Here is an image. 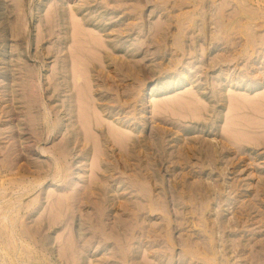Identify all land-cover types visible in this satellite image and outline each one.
I'll list each match as a JSON object with an SVG mask.
<instances>
[{"label": "rangeland", "instance_id": "obj_1", "mask_svg": "<svg viewBox=\"0 0 264 264\" xmlns=\"http://www.w3.org/2000/svg\"><path fill=\"white\" fill-rule=\"evenodd\" d=\"M0 201V264H264V0H0Z\"/></svg>", "mask_w": 264, "mask_h": 264}, {"label": "bare ground", "instance_id": "obj_2", "mask_svg": "<svg viewBox=\"0 0 264 264\" xmlns=\"http://www.w3.org/2000/svg\"><path fill=\"white\" fill-rule=\"evenodd\" d=\"M64 1H65V0H64ZM71 3H72V2H71ZM214 3H215V2H214ZM68 4H69V2H68ZM212 6H214V5L212 4ZM52 7H53V6H52ZM208 7H209V6H208ZM212 8H213V7H212ZM215 9H216V8H215ZM210 10H211V9H210ZM56 12H57V9H56ZM213 12H214V11H213ZM214 13H215V12H214ZM214 15H215V14H214ZM70 16H71V15H70ZM209 16H210V15H208V17H209ZM209 18H210V17H209ZM74 19H75V18H74ZM210 19H211V21H212V18H210ZM207 21H209V20H207ZM213 21H214V20H213ZM78 22H79V20H78ZM75 23H76V22H75ZM75 23H74V21H73V25L76 27ZM85 23H86V22H85ZM76 24H77V23H76ZM78 25H79V24H78ZM74 26H73V29L75 28ZM207 26H208V25H207ZM77 27H79V29H78ZM77 27H76L77 29H76V28L74 29V31L76 32V34H75V37H74V36H73V37H74V39L76 40L77 43H79V44L82 45V46H81V45L78 44V45H76V46H77V47L79 46L78 48H81V47H82V49H85V51L83 50V52H82L80 49L76 51V54H77V56H78V57H77V60H79V57H80V62H81V61L83 62V63H81V64H82L81 66L83 67V65H84V67H83L84 70H81L82 67H81V68L76 67V68H77L76 70L80 69L79 71H83V72H85V73L87 74V73H88V68H87V65H85V64H86V62H87V60H88V57L86 56V54H85L84 52H86V53H87L88 51H89L90 53L93 52L94 48H93V47H90V45L92 46V43H93V42H91L90 40L92 39V41H94V39L96 40V38H95L94 36H90V35H89L88 32H90V29H87V28L85 29V27H83V28L85 29V30H83V28H82L81 26H77ZM80 28H82V29H80ZM88 30H89V31H88ZM85 31H86V32H85ZM87 31H88V32H87ZM75 32H74V33H75ZM72 33H73V32H72ZM74 33H73V34H74ZM91 33H92V32H91ZM89 36L92 37V38L90 39ZM211 36H212V35H211ZM73 37H72V39H73ZM93 38H94V39H93ZM212 38H213V37H212ZM99 39H100V38H99ZM75 40H74L73 44L76 43ZM98 41H99V40H97L96 42H98ZM94 42H95V41H94ZM98 43L100 44L101 42L99 41ZM71 44H72V43H71ZM95 44H96V43H95ZM96 45H97V44H96ZM101 45H102V43H101ZM101 45H100V46H101ZM74 46H75V45H74ZM93 46H95V45L93 44ZM95 47H96V46H95ZM92 48H93V49H92ZM89 49H91V51H90ZM87 50H88V51H87ZM73 52H74V51H73ZM72 54H75V53H72ZM73 56H74V55H73ZM73 56H72V57H73ZM74 57L76 58V56H74ZM73 60L76 61V59H73ZM77 62H78V61H77ZM77 62H76V63H77ZM87 63H88V62H87ZM90 63H91V62H90ZM90 63H89V65H90ZM73 64H75V62H74ZM75 65H76V64H75ZM89 65H88V66H89ZM83 68H82V69H83ZM73 71H74V69H73ZM72 74H74V73H72ZM75 74H76V72H75ZM81 75L83 76V74H81ZM81 75H79V79H80ZM84 75H85V74H84ZM86 76H87V75H86ZM74 78H75V75H74ZM84 78H85V77L83 76V79H82V80H84V83H83V82H82V83H83V84H86V83H87V82H86V81H87L86 79L88 78V76L86 77V79H84ZM104 79H105V78H104ZM76 80H77V78H76ZM85 80H86V81H85ZM74 81H75V80H74ZM88 81H89V80H88ZM85 82H86V83H85ZM75 83H76V82H75ZM77 83H78V82H77ZM82 83H81V84H82ZM107 83H108V82H107ZM81 84H80V85H81ZM78 86H79V84H77V85L75 86V88L78 87ZM78 88H79V87H78ZM81 89H82V87H81ZM77 90L79 91L80 88L77 89ZM78 93H79V92H78ZM78 95H79V94H78ZM239 98H240V97H239ZM79 99H80V98H79ZM85 99H88V98H85ZM179 99H180V98H179ZM80 100H81V99H80ZM125 100H126V99H125ZM242 100H243V99H242ZM78 102H79V101H78ZM81 102H82V101H80L79 103L82 104V105L85 103L84 101H83L84 103H83V102L81 103ZM88 102H89V101H88ZM90 104H91V103H90ZM239 104H240V103H239ZM91 105H92V104H91ZM79 106H81V105H79ZM88 106H89V105H88ZM92 106H93V105H92ZM82 107H83V106H82ZM90 107H91V106H90ZM155 107H156V106H155ZM80 108H81V107H79V109H80ZM93 108H94V107H93ZM83 109H84V108H83ZM83 109L81 108L80 110L83 111ZM86 109H87V108H86ZM94 109H95V108H94ZM169 109H170V108H169ZM189 109H190V108H189ZM87 110H88V109H87ZM92 110H93V109H92ZM84 112H85V109H84ZM88 112H90V111L88 110ZM92 112H94V110H93ZM98 112H99V111H98ZM84 114H86V112H85V113H80L81 117H82V115L84 116ZM96 114H97V113H96ZM102 114H103V113H102ZM170 114H171V112H170ZM80 115H79V116H80ZM86 115H87V114H86ZM85 117H88V116H84V117H82V119H83V118L85 119ZM89 117H90V116H89ZM98 117L100 118L99 115H98ZM98 117H97V118H98ZM84 119H83V120H84ZM92 119H93V117H92ZM239 119H240V118H239ZM94 120H95V123H94V122H93V123H94V125H96V124L98 123V121H96V118H94ZM98 120H99V119H98ZM100 120H101V118H100ZM244 120H245V119H244ZM81 121H82V120H81ZM86 121L89 123V121L87 120V118L85 119V123H87ZM99 122H100V121H99ZM83 123H84V122H83ZM93 123H92V124H93ZM246 123H247V122H246ZM81 124H82V123H81ZM54 125H55V124H54ZM85 125H86V124H85ZM87 125H89V124H87ZM98 125H99V124H98ZM98 125H96V127H97ZM248 125H249V124H248ZM52 127H53V126H52ZM82 127H83V129L85 128V127L83 126V124H82ZM87 127H88V126H87ZM98 127H99V126H98ZM115 127H116V126H115ZM117 127H118V126H117ZM117 127H116V128H117ZM93 128H94V127H93ZM109 128H110V127H109ZM111 128H112V127H111ZM116 128H115V129H116ZM107 129H108V128H107ZM119 129H120V128H119ZM122 129H124V128H122ZM89 130H91L90 127H89ZM113 130H114V129H112V131H111V130L109 131V129H108V132L111 133V132H113ZM116 130H117V129H116ZM121 131L123 132L124 130H121ZM90 132H92V131H90ZM93 132H94V131H93ZM235 132H236V131H235ZM113 133H115V132H113ZM120 133H121V132H120ZM49 134H50V132H49ZM83 134H84V131H83ZM93 134H94V133H93ZM96 134H97V133H96ZM108 134H109V133H108ZM116 134H119V133H117V131H116ZM229 134H230V133H229ZM111 135H113V134L111 133ZM111 135H110V136H111ZM119 135H121V134H119ZM96 136H97V135H96ZM108 136H109V135H108ZM122 136H124V135L122 134ZM241 136H242V135H241ZM105 137H106V136H105ZM111 137H112V136H111ZM113 137H114V135H113ZM116 137H117V136H116ZM86 138H88L87 135H86ZM97 138H98V137H95L94 139L97 140ZM119 138H120V137H119ZM119 138H118V139H119ZM123 138L126 139V138H128V136H126V138H125V136H124ZM106 139H108V138H106ZM114 139H115V137H114ZM114 139H112V140H114ZM120 139H121V138H120ZM120 139H119L118 141H120ZM129 139H130V137H129ZM215 139H216V138H215ZM88 140H90V139H88ZM212 140H213V142H214V138H213ZM212 140H211V141H212ZM216 140H217V139H216ZM84 141H86V140L84 139ZM121 141H122V140H121ZM86 142H88V141H86ZM97 142L99 143V141H97ZM213 142H212V143H213ZM215 142L217 143V141H215ZM215 142H214V143H215ZM95 143H96V142H95ZM115 144H116V142H115ZM124 144H125V143H124ZM96 145H97V144H96ZM117 145H118V146L121 145V142H119ZM122 145H123V144H122ZM218 145H219V144H218ZM215 146H216V144H215ZM97 147H98V146H97ZM120 147H122V146H120ZM106 148H107V147H106ZM213 148H214V147H213ZM99 149H100V148H99ZM213 150H214V149H213ZM216 150H217V149H216ZM100 151H101V150H100ZM100 151H99V152H100ZM60 152H61V151H60ZM212 152H213V151H212ZM100 153H101V152H100ZM213 154L215 155L216 153L213 152ZM93 155H94V154H93ZM189 155H190V154H189ZM60 156H61V155H60ZM94 156H95V155H94ZM94 158H95V157H94ZM95 159H96V158H95ZM118 165H119V164H118ZM88 167H89V166H88ZM109 171H110V170H109ZM105 174H106V173H105ZM207 180H208V179H207ZM207 182H208V181H207ZM208 184H209V183H208ZM22 187H23V186H22ZM209 188H210V187H209ZM210 189H212V188H210ZM210 189H209V193H210ZM207 190H208V188H207ZM16 191H17V190H16ZM83 191H84V190H83ZM25 192H27V191H25ZM207 192H208V191H207ZM209 193H208V194H209ZM21 196H22V195H21ZM23 196H24V195H23ZM56 196H57V195H56ZM71 196H72V195H71ZM82 196H83V195H82ZM209 196L211 197V195H209ZM82 198H83V197H82ZM16 199H17V198H16ZM18 199H19V198H18ZM55 199H56V198H55ZM86 199H87V198H86ZM13 200H15V199H13ZM13 200H11V202H13ZM19 200H20V199H19ZM58 200H59V199H58ZM69 200H70V198H69ZM84 200H85V199H84ZM84 200H83V201H84ZM4 201H5V200H4ZM8 201H9V200H8ZM0 202H1V201H0ZM11 202H10V203H11ZM15 202H16V201H15ZM18 202H20V201H17V203H18ZM54 202H55V201H54ZM54 202H53V203H54ZM84 202H85V201H84ZM4 203H6V202H4ZM56 203H57V202H56ZM85 203H86V202H85ZM1 204H2V203H1ZM14 204H15V203H14ZM61 204H62V202H61ZM4 205H6V204H4ZM4 205H3V206H4ZM18 205H19V204H18ZM58 205H59V204H58ZM63 205H64V204H63ZM79 205L81 206V204H78L77 208H79ZM12 206H14V205H12ZM28 206H29V205H28ZM52 206H53V205H52ZM55 206H56V205H55ZM9 207H10V206H9ZM14 207H15V206H14ZM23 207H24V206H23ZM75 207H76V206H75ZM6 208H7V207H6ZM19 208H20V206H19ZM26 208H28V207H26ZM26 208H25V209H26ZM60 208H61V207H60ZM70 208H73V207H70ZM70 208H69V209H70ZM0 209H2L1 206H0ZM15 209H16V208H15ZM28 209H29V208H28ZM80 209H81V208H80ZM10 210H11V209H10ZM12 210H13V207H12ZM20 210H21V209H20ZM52 210H53V209H52ZM62 210H63V207H62ZM2 211L4 212V210H2ZM13 211H15V210H13ZM21 211H22V210H21ZM59 211H60V210H59ZM7 212H9V211H7ZM54 212H55V211H54ZM56 213H58V212H56ZM67 213H68V212H67ZM67 213H66V215L69 214V213H68V214H67ZM3 214H4V213H3ZM5 214H6V212H5ZM8 214H10V213H8ZM8 214H7V215H8ZM18 214H19V213H18ZM53 214H54V213H53ZM59 214H60V213H59ZM59 214H57V215H59ZM1 215H2V214H1ZM69 215H70V214H69ZM73 215H74V213H73ZM73 215H72V216H73ZM13 216H14V215H13ZM18 216H19V215H18ZM55 216H56V215H55ZM60 216H61V215H60ZM70 217H71V216H70ZM1 218H4L2 221H4L5 219H7V217L5 218V216L3 217V215H2V217H0V219H1ZM15 218H16V216H15ZM53 218H54V217H53ZM41 219H42V217H41ZM9 220H11V218H10ZM12 220H13V219H12ZM16 220H18V219H16ZM2 221H1V222H2ZM53 221H54V219H53ZM13 222H14V221H13ZM15 222H16V221H15ZM51 222H52V221H51ZM56 222H57V221H56ZM84 222H85V221H84ZM101 222H102V221H101ZM5 223H6V222H5ZM5 223H4L3 225H1V227H3V226L5 225ZM38 223H39V222H38ZM86 223H87V222H86ZM8 224H10V223H8ZM8 224H6V225H8ZM11 224H12V223H11ZM49 224H50V223H49ZM52 224H53V223H52ZM6 225L4 226V229L7 228ZM13 225H14V224H13ZM54 225H55V224H54ZM85 225H86V224H85ZM9 226H10V225H9ZM16 226H17V225H16ZM50 226H51V224H50ZM77 226H78V225H77ZM116 226H117V225H115V227H116ZM5 227H6V228H5ZM13 227H14V226H13ZM17 227H18V226H17ZM83 227H84V226H83ZM83 227H82V228H83ZM100 227L103 228L104 226H100ZM11 228H12V226H11ZM11 228L9 227L8 230H11ZM4 229H3V230H4ZM12 229H14V228H12ZM6 230H7V229H6ZM6 230H5V231H6ZM18 230H19V229H18ZM27 230H28V229H27ZM0 231H2V230H0ZM11 231L13 232V230H11ZM15 231H16V230H15ZM15 231H14L13 233H15ZM29 231H30V230H29ZM102 231H103V230H102ZM12 232H11V233H12ZM103 232H105V230H104ZM2 233H5V232H2ZM8 233L10 234V231H9ZM8 233L6 232V237H7V235H9ZM13 233H12V234H13ZM12 234H11V235H12ZM16 234H17V231H16ZM105 234H107V233H105ZM3 235H4V234H3ZM11 235H10V238H11ZM14 235H15V234H14ZM17 235H19V234H17ZM20 235H21V234H20ZM80 235H81V234H80ZM100 235H101V234H100ZM107 235H108V234H107ZM0 237H1V236H0ZM6 237H5V238H6ZM13 237H14V236H13ZM13 237H12V238H13ZM17 237H18V236H17ZM22 237H23V236H22ZM98 237H99V236H98ZM100 237H101V236H100ZM105 237H106V236H105ZM5 238H4V239H5ZM19 238H20V237H19ZM23 238H24V237H23ZM26 238H27V237H26ZM34 238H35V237H34ZM107 238H108V237H107ZM109 238H110V237H109ZM100 239H101V238H100ZM102 239H103V238H102ZM105 239H106V238H105ZM1 240H2V239H1ZM5 240H6V239H5ZM11 240H12V239H11ZM11 240L8 238V241H11ZM25 240H26V239H25ZM31 240H32V239H31ZM12 241H13V240H12ZM17 241H19V240H17ZM22 241H23V240H22ZM1 242H3V243H1L0 246H2V245L4 244V241H1ZM6 242H7V240H6ZM6 242H5V244H6ZM10 243H12V242H10ZM13 243H14V242H13ZM13 243H12L11 245H13ZM15 243H17V242L15 241ZM19 243H21V242H19ZM22 244H23V243H22ZM22 244L19 245V247H20V246L22 247ZM6 245H7V244H6ZM16 245H17V244H16ZM7 246H9V249L12 248V247H14V245L10 247L9 243H8ZM7 246H6V247H7ZM24 246H25V244H24ZM24 246H23V248H24ZM3 247H5V246H3ZM6 247H5V249H6ZM25 247H26V251H27V248H29V247L27 246V244H26ZM69 247H70V246H69ZM1 248H2V247H1ZM23 248H22V249H23ZM14 249H16V246L14 247ZM14 249H12V251H13ZM29 249H30V248H29ZM70 249H71V248H70ZM74 249H75V248H74ZM0 250H1V249H0ZM2 250H3V249H2ZM20 250H21V249H20ZM30 250H31V249H30ZM30 250H29V251H30ZM12 251H11V252H12ZM18 251H19V248H18ZM23 251H24V250H23ZM23 251H22V253H23ZM0 252H2V251H0ZM3 252H4V251H3ZM6 252H7V253H10V251H9V252H8V251H5L4 254H7ZM14 252L17 253V251H15V250H14ZM14 252H13V254H14ZM78 252H79V251H78ZM27 253H28V251H27ZM30 253H31V252H30ZM79 253H80V252H79ZM2 254H3V253H2ZM2 254H0V255H2ZM31 254H32V253H31ZM11 255H12V254H11ZM16 255H17V254H16ZM16 255H15V257H16ZM20 255H21V256H24L23 254H20ZM29 255H30V254L28 253L27 256H29ZM7 256H9V255H6V258H8ZM27 256H25V257H27ZM33 256H35V255H33ZM9 257H10V256H9ZM18 257L20 258V256H18ZM25 257H23V258H25ZM13 258H14V255H13L12 259H13ZM31 258H32V261H33V257H31ZM31 258H30V259H31ZM1 259H2V257H1ZM12 259L9 258L8 260H12ZM15 259H17V257H16ZM27 259H28V258H26V260H27ZM222 259H223V258H222ZM2 260H3V259H2ZM5 260H6V259H5ZM21 260H22V258H21ZM23 260L25 261V259H23ZM76 260H77V257H76ZM29 261H31V260H29ZM221 261H222V260H221ZM2 262H3V261H2ZM15 262H17V261H15ZM3 263H5V262H3ZM10 263L12 264V262H10ZM19 263H20V262H19ZM22 263H24V262L22 261ZM25 263H26V262H25ZM25 263H24V264H25ZM30 263H31V262H29V264H30ZM223 263H224V262H223ZM1 264H2V263H1ZM27 264H28V263H27Z\"/></svg>", "mask_w": 264, "mask_h": 264}]
</instances>
